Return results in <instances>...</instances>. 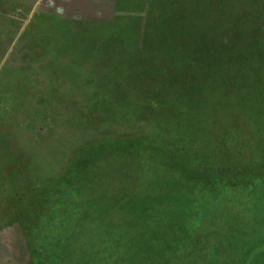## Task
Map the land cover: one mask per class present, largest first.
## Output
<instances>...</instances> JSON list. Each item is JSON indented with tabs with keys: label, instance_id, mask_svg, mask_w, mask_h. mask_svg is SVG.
Returning <instances> with one entry per match:
<instances>
[{
	"label": "rangeland",
	"instance_id": "rangeland-1",
	"mask_svg": "<svg viewBox=\"0 0 264 264\" xmlns=\"http://www.w3.org/2000/svg\"><path fill=\"white\" fill-rule=\"evenodd\" d=\"M169 1L137 0L134 45L91 23L87 0H0V264H34L52 241L86 242L92 264H264V16L253 0H182L181 15L159 10ZM233 23L243 38L230 44L262 43L256 54L241 48L257 63L235 64L262 72L234 77L245 87L233 88L231 110L217 106L226 114L206 113L226 123L208 144L160 100L179 89L170 72L187 70L193 32L201 44L226 42ZM180 131L189 146L170 137ZM131 149L144 153L118 156ZM82 163L89 179L76 186L70 173ZM75 188L77 202L58 204ZM46 189L59 194L56 209L78 212L47 232L23 204Z\"/></svg>",
	"mask_w": 264,
	"mask_h": 264
},
{
	"label": "trees",
	"instance_id": "trees-1",
	"mask_svg": "<svg viewBox=\"0 0 264 264\" xmlns=\"http://www.w3.org/2000/svg\"><path fill=\"white\" fill-rule=\"evenodd\" d=\"M168 4L169 5L171 4V9L169 8L166 9L167 4H165V2L159 3L158 6L159 10L161 12L181 15L190 9V7L188 6H186V8L184 7L182 0H172L171 2L169 1ZM252 4H253L252 14L254 16L255 15L257 16V14L260 16H264V0H253ZM248 18L252 19L249 16ZM239 21L241 20L239 19ZM234 28H237V25L235 27L234 23L232 24V26L226 28L228 29V33L230 34V36L229 38L226 39V42L222 41L219 43H218L219 40L216 38V35L213 34L210 35L209 38H207L205 43H203L204 42L203 41L202 42L203 44H201V40L200 38H198V35L200 34L193 32V37L190 38L189 41V48H188L189 58L187 59L186 62L187 70L185 71L184 74L181 75L180 74L174 75L172 71L170 72L171 74L170 79H173V83L178 85L179 89L176 91L173 98L160 100L161 101L160 106L164 107V105H167V107H169L170 109L171 108L174 109V111L177 112L180 111V114L178 115L179 120L180 121L183 120L185 124H187L190 127V129L197 130L195 133L197 137L199 135H204V139H206L205 143L208 144H211L214 141L213 138L211 140L208 139V135H212L214 127H217L219 129V127H222V125H225L226 123L220 122L221 120L217 119V115H215L212 118L214 122L211 123L210 119L206 118L208 116L206 113H209V111H211L213 114H215V112L226 114V110H231L233 107V100L229 99L230 95L234 93L233 88L235 87L239 91H242L244 90L245 87L244 82L236 84L237 80L234 77L237 76L238 79L241 78L242 80L243 79L246 80L248 79V77L252 76L251 74H253V76H256L258 74H261L262 72V69L260 68L259 71L255 67L252 68L250 67L248 70V68H246V64H244V66L242 64H239V66L238 64H235V61H239L241 63H246L249 61L248 64L252 65L253 63L252 61L256 58H253L252 56V58L248 59V56H246L244 52H241L243 51L241 50V48H250V50H252V54H256L261 49L262 43H259L257 41H253L250 43V41L246 38L241 39L243 37L240 36L239 33L232 31ZM209 34L210 32H208V35ZM208 35L206 34V37ZM235 35L240 36L241 40L239 39L238 44L235 43L230 44V42L234 39ZM207 43H210L212 45L209 44L210 46H208ZM204 44H205L204 48H213V49L211 51L202 52L201 46H203ZM217 48H224V50ZM236 54H242V55L238 56ZM243 56L244 58L246 56L247 59L241 58ZM255 62L257 63V61ZM219 71H221L220 74ZM202 72H204V74L202 75L201 78L200 74ZM261 81L254 80L252 81V83L249 82V86L259 93V88H256L257 86H255V84L258 82L260 83ZM248 92L249 91L246 90L245 91L246 95L244 96H248L247 95ZM252 99L248 101L251 104L247 102L249 104L248 107L256 106V105L259 107V105L261 104V98L256 99V101ZM144 102L147 105L149 101L144 100ZM154 102L158 106V101H154ZM218 105H222L223 107H226L225 108L226 110H221L219 112V110H217ZM246 109L244 107L241 111H245ZM219 116L221 117V115ZM215 119L219 122L217 123ZM182 125L183 124H179V128ZM180 135H183L182 131L178 132L177 135L171 134L170 137H172L173 139H175L176 137L181 138ZM236 135L237 134L229 135L228 137L227 135H225L223 138L229 139L231 137L233 139H237ZM174 142L177 144L179 143L178 145L180 147H186L190 145L187 144L185 139L182 138L178 140H174ZM163 143L164 141H162L161 144L157 146L160 147L163 151H165L163 149L164 148ZM135 153H137L138 154L137 156H139L144 152L143 150L133 152V149H131V151L125 152L123 154L121 152L120 154H118V156L129 157L130 155ZM155 153H158L159 156H162L161 153L159 152H155ZM206 157L207 156H205V158ZM162 162L166 166L171 165V163L168 162L167 157L162 156ZM88 168L89 166H86L85 163H82V164H78V168L76 169L75 172L71 171L70 174H72L73 176L71 180L76 183V186L81 183L85 184V181L89 179L90 170ZM197 186H195L194 188L198 190L204 188L206 185L202 187L198 186V188ZM205 191L207 192L208 190L206 189ZM73 193L78 194L79 192L76 188L68 191L67 193L64 194L65 197L60 198L58 204H64L68 202L71 205L77 202L76 201L77 197H72L70 195ZM57 195L59 194L55 193L53 189L51 190L46 189L45 193L39 195L38 197L32 196L30 199L24 200L25 201L24 203L22 202L24 205H27L25 207V209H27L25 210V212L29 216H31V220L35 222L42 221L41 225H43V227L41 231L47 232L50 228L53 227L52 225L54 224L56 225L59 219H65L66 217H69L70 218L69 220H74L75 219L74 215L78 214L77 211L75 213L71 209L70 211H68V209H65L66 212H63V209H60L61 211H59V209H56L55 205L53 204V200L56 202ZM88 221L89 220H87L86 222ZM24 229L25 228L23 227V231ZM85 244L86 242L79 244H72L66 242L61 244V249H58V246L57 244H55L54 241L47 242L40 250L41 254L46 253L47 255L46 256L44 255L45 258L42 256L37 258L35 257L34 264H92L93 261H90V259L87 257V249L85 247ZM76 245H78L79 248L75 249L74 246ZM259 254H262V252H257L255 256ZM212 260L213 259L210 258L206 264H215L213 263ZM247 261L249 260H247L246 258V262ZM190 264H195V263L191 262ZM216 264H220V263L216 262Z\"/></svg>",
	"mask_w": 264,
	"mask_h": 264
},
{
	"label": "crops",
	"instance_id": "crops-1",
	"mask_svg": "<svg viewBox=\"0 0 264 264\" xmlns=\"http://www.w3.org/2000/svg\"><path fill=\"white\" fill-rule=\"evenodd\" d=\"M87 9L94 13L91 19L92 22H100V20H105L106 16L109 14L111 17L107 23L102 22V27L105 25L116 26L117 28H110L111 30L117 29L119 31H124V36L129 40H133V44L137 43V0H87ZM119 6V8H118ZM41 17H43L41 15ZM94 18L99 20H94ZM69 20L68 18H64ZM100 23L97 25L99 26ZM87 29L92 30L90 25H86ZM108 29V27H107ZM92 36V34H89Z\"/></svg>",
	"mask_w": 264,
	"mask_h": 264
}]
</instances>
